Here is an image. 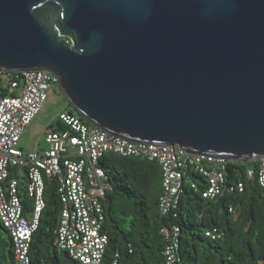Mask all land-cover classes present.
<instances>
[{
  "label": "water",
  "instance_id": "1",
  "mask_svg": "<svg viewBox=\"0 0 264 264\" xmlns=\"http://www.w3.org/2000/svg\"><path fill=\"white\" fill-rule=\"evenodd\" d=\"M1 70H49L129 141L264 155V0H0Z\"/></svg>",
  "mask_w": 264,
  "mask_h": 264
},
{
  "label": "built area",
  "instance_id": "2",
  "mask_svg": "<svg viewBox=\"0 0 264 264\" xmlns=\"http://www.w3.org/2000/svg\"><path fill=\"white\" fill-rule=\"evenodd\" d=\"M10 82L0 90V222L12 239L14 256L4 264H31L30 248L46 208L47 181L53 182L59 198L55 229V246L69 256L66 264H104L109 235L104 230L106 220L102 202L112 189L109 175L100 162L107 154L156 161L162 171V191L158 209L168 218L160 228L164 240L162 264H179L181 229L171 222L178 216L184 188L197 185L190 176L197 172L208 181L203 196L213 200L228 192L243 191V182L227 181L229 159L196 155L180 147L159 146L126 140L87 123L64 111L59 116L60 127L49 129L45 135L46 148L25 152L21 139L35 117L43 109L58 77L49 70H1ZM256 170L264 189V155L255 158ZM31 198L29 211L20 196L21 185ZM233 211V209H230ZM212 239L224 232L213 228L206 232ZM132 251L131 245H129ZM119 253L112 264H119Z\"/></svg>",
  "mask_w": 264,
  "mask_h": 264
},
{
  "label": "trees",
  "instance_id": "3",
  "mask_svg": "<svg viewBox=\"0 0 264 264\" xmlns=\"http://www.w3.org/2000/svg\"><path fill=\"white\" fill-rule=\"evenodd\" d=\"M65 40L70 42L68 38ZM5 82L10 79L0 75L3 95L8 94L2 88ZM68 112L89 123L79 112L72 109ZM56 127H60L59 121ZM100 164L112 184L102 200L106 213L104 230L109 235L104 264H112L117 253L119 264H162L164 240L160 228L170 220L158 209L162 191L160 165L154 160L111 153L105 155ZM257 165L255 159L230 160L227 181L230 184L243 182L244 189L213 200L203 196L208 187L207 179L191 172L197 188L185 186L178 216L173 220L169 218L181 229L179 264H264V189L257 173L250 177L247 172L252 167L256 170ZM20 196L25 210L29 211L31 198L24 183ZM45 198L46 208L31 243V264H66L68 254L55 246L60 203L51 181H47ZM216 227L224 235L212 239L206 232ZM13 256L12 239L0 222V264Z\"/></svg>",
  "mask_w": 264,
  "mask_h": 264
},
{
  "label": "rangeland",
  "instance_id": "4",
  "mask_svg": "<svg viewBox=\"0 0 264 264\" xmlns=\"http://www.w3.org/2000/svg\"><path fill=\"white\" fill-rule=\"evenodd\" d=\"M69 109L78 111L69 102L60 85H53L48 99L32 123L28 126L21 139V147L25 152H41L46 148L45 135L49 129L55 128L59 116ZM52 188V186H51Z\"/></svg>",
  "mask_w": 264,
  "mask_h": 264
}]
</instances>
